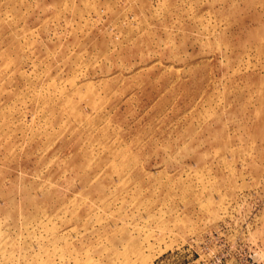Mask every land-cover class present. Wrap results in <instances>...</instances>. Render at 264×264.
I'll list each match as a JSON object with an SVG mask.
<instances>
[{"label": "rangeland", "instance_id": "obj_1", "mask_svg": "<svg viewBox=\"0 0 264 264\" xmlns=\"http://www.w3.org/2000/svg\"><path fill=\"white\" fill-rule=\"evenodd\" d=\"M264 263V0H0V264Z\"/></svg>", "mask_w": 264, "mask_h": 264}, {"label": "built area", "instance_id": "obj_2", "mask_svg": "<svg viewBox=\"0 0 264 264\" xmlns=\"http://www.w3.org/2000/svg\"><path fill=\"white\" fill-rule=\"evenodd\" d=\"M249 264H264V263H259V262H256L254 260H251V262Z\"/></svg>", "mask_w": 264, "mask_h": 264}]
</instances>
